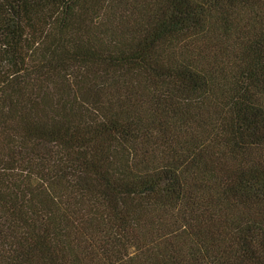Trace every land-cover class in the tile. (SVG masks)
I'll return each mask as SVG.
<instances>
[{
  "label": "trees",
  "instance_id": "trees-1",
  "mask_svg": "<svg viewBox=\"0 0 264 264\" xmlns=\"http://www.w3.org/2000/svg\"><path fill=\"white\" fill-rule=\"evenodd\" d=\"M0 264H264V0H0Z\"/></svg>",
  "mask_w": 264,
  "mask_h": 264
}]
</instances>
